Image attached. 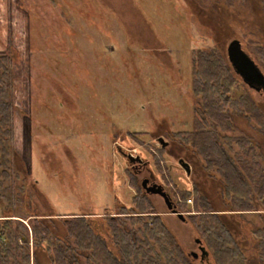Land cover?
<instances>
[{
  "label": "rangeland",
  "instance_id": "374dc122",
  "mask_svg": "<svg viewBox=\"0 0 264 264\" xmlns=\"http://www.w3.org/2000/svg\"><path fill=\"white\" fill-rule=\"evenodd\" d=\"M9 4L8 9L7 2L0 8V35L9 32L20 56L16 95L20 112L14 126L19 152L27 161L30 152V173L57 213H112L117 197L127 201L131 194L120 151L128 152L132 144L124 145L122 135L133 132L146 139L162 117L175 130L191 118L185 80L190 72L188 50L194 43L185 2L65 0L64 6L61 0H10ZM244 9L242 16L264 28V20L254 19ZM199 40L202 46L214 44L207 36ZM259 41L264 43L263 38ZM169 57L178 62L181 84L167 70ZM149 142L159 154L158 144ZM169 163L171 158L165 164ZM151 202L153 211L166 213L168 226L183 245L194 250L191 223L167 214L158 197L152 196ZM190 205L180 209L192 210Z\"/></svg>",
  "mask_w": 264,
  "mask_h": 264
},
{
  "label": "flooded vegetation",
  "instance_id": "af4514ba",
  "mask_svg": "<svg viewBox=\"0 0 264 264\" xmlns=\"http://www.w3.org/2000/svg\"><path fill=\"white\" fill-rule=\"evenodd\" d=\"M61 1L64 5L65 0ZM238 1L184 0L192 18L190 40L194 43L188 50L190 72L185 80L192 114L188 126L175 130L162 117L144 133L146 139L136 138L133 132L123 134V144H132L128 152L120 151L131 194L127 201L117 197L114 212L95 215L128 221L135 216H154L167 224L166 213L151 209V197H158L167 214L191 223L194 229L195 248L188 250L167 224L191 264H219L202 234L206 228L207 233H219L228 240L230 247L224 253L232 258L230 264H264V84L257 76V69L264 75V48L259 41L264 40V28L242 16L247 7L254 19L264 20V0ZM6 2L8 9L10 0L0 2V8ZM36 20L40 21L37 15ZM8 33L0 35V53L13 60L12 158L21 176L27 177L51 209L54 215L50 217H68L57 213L47 200L30 173V152L27 161L17 146L14 126L20 112L16 96L20 56ZM202 36L210 37L214 44L202 46ZM234 49L243 54L237 64L230 55ZM165 61L167 70L183 83L178 62L170 57ZM150 139L158 144L159 154L147 144ZM169 158L173 163L165 164ZM187 204L193 209H180Z\"/></svg>",
  "mask_w": 264,
  "mask_h": 264
},
{
  "label": "trees",
  "instance_id": "16d2710c",
  "mask_svg": "<svg viewBox=\"0 0 264 264\" xmlns=\"http://www.w3.org/2000/svg\"><path fill=\"white\" fill-rule=\"evenodd\" d=\"M12 65L11 55L0 53V264H191L160 217H50L12 158ZM206 230L218 263H232L228 240Z\"/></svg>",
  "mask_w": 264,
  "mask_h": 264
},
{
  "label": "water",
  "instance_id": "95a60500",
  "mask_svg": "<svg viewBox=\"0 0 264 264\" xmlns=\"http://www.w3.org/2000/svg\"><path fill=\"white\" fill-rule=\"evenodd\" d=\"M230 55L232 60L237 64L240 57H243V54L241 52H238V50L234 49L230 51ZM249 60V59H248ZM251 64L250 61H247ZM257 69V68H256ZM257 76L258 79L264 84V75L257 69Z\"/></svg>",
  "mask_w": 264,
  "mask_h": 264
}]
</instances>
